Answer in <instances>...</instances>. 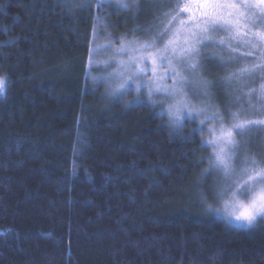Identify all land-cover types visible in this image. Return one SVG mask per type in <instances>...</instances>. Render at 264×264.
<instances>
[{"label":"trees","instance_id":"16d2710c","mask_svg":"<svg viewBox=\"0 0 264 264\" xmlns=\"http://www.w3.org/2000/svg\"><path fill=\"white\" fill-rule=\"evenodd\" d=\"M116 1L0 0V264H264V220L214 212L196 121L87 76L95 35L177 2Z\"/></svg>","mask_w":264,"mask_h":264},{"label":"snow or ice","instance_id":"6c2138e0","mask_svg":"<svg viewBox=\"0 0 264 264\" xmlns=\"http://www.w3.org/2000/svg\"><path fill=\"white\" fill-rule=\"evenodd\" d=\"M122 6L131 7L128 4ZM168 7L172 10L165 14L169 17L168 25L159 35H167L168 29L173 25L174 31L162 50L141 59H151L155 65L157 60L163 63L170 55L176 61L180 71L172 69L177 77L173 84V95L181 98L179 103H183L187 98V93H182L181 89L192 83L181 73H191L195 77L199 67L196 59L198 49L207 46L212 41L213 34L217 32L228 33V39L236 41V47L243 46L248 49L246 56L256 61L231 73L227 78L228 82L247 78L254 84L257 74L259 79L264 81V25L257 29V25L264 21V0H177L175 5L169 4ZM219 43L224 46L225 40L221 39ZM151 47L152 43L140 45V48L145 50ZM228 47L233 53L236 51L232 44L229 43ZM146 71V68L139 69L140 74ZM4 87L5 80L0 78V91H3ZM200 87L207 96L208 82L200 81ZM243 87H248L247 83ZM245 97L248 108L242 107L231 112V119L227 123L219 112L205 116L201 125L209 120L216 123L207 130L209 139L202 140L201 147H211L213 150L209 157L202 158V161L207 159L209 163L203 174H218L219 182L215 194L223 199L225 213L236 221L251 225L257 217H264V158L258 159L245 151L241 159L242 149L246 150L247 145L242 144L240 138L253 130L264 128V118L249 119L246 116V112L251 111L264 117V83H260L258 88H249L236 102L239 103ZM184 106L187 107L186 104ZM198 111L199 114H204L210 109ZM196 131L202 132L204 129L201 127Z\"/></svg>","mask_w":264,"mask_h":264},{"label":"rangeland","instance_id":"374dc122","mask_svg":"<svg viewBox=\"0 0 264 264\" xmlns=\"http://www.w3.org/2000/svg\"><path fill=\"white\" fill-rule=\"evenodd\" d=\"M140 2L141 0H118L114 5L115 7L120 6L126 11L135 12ZM124 4L131 5V7L125 8L122 6ZM168 21L169 17L164 21V26L148 25L142 30L146 36L134 37L117 43L113 41L114 37L111 39L106 36L95 35L90 51L87 76L90 79H94V81H104L107 92L124 94V96L137 101L141 100L142 96H144L154 105L163 103V111L169 114L170 119L175 124L180 123L186 118L194 119L198 126L203 127L204 131L201 132V136L202 140L206 141L209 139L207 130L216 121L209 120L207 123L201 125V121L205 119V116L219 112L227 123L231 119V112H235L242 107L248 108L247 97L239 103L236 102L237 98L246 93L249 88H258L259 84L264 83V81H261L259 74H257L256 83L254 84L249 82L247 78L228 82L227 78L231 73L240 67L255 63L256 61L253 60L252 63H248L250 62L249 57L246 56L248 49H245L243 46L236 47V41H230L228 33L217 32L213 34V39L207 46H202L198 49L196 59L199 67L195 77L191 73H181L191 80L192 83L187 88L181 89L182 93H187V98L183 103H179L181 98L173 95V84L177 77L172 69L176 68L177 71H180V67L176 64V61L170 55L168 59L163 60V63L157 60L155 65L151 59H141V57L147 58L150 53L163 49L165 42L175 29V25H173L172 28L168 29L167 35H159L165 30ZM261 25H264V21H261V24L257 25V29ZM109 27V24L102 26L104 30H107ZM132 27L134 28V26ZM221 39L225 40L224 46H221L219 43ZM147 43H152L153 47L146 50L140 48V45ZM229 43L236 48L234 53L228 47ZM229 60H233L234 62L227 63ZM140 68H146L147 71L140 74ZM0 78H3L6 83V76L4 74L0 75ZM200 81L208 82L207 96L204 94V89L200 87ZM245 83H247L248 87H243ZM185 104L187 107L184 106ZM204 108H208L210 111L199 114L198 110ZM246 116L249 119L264 118L251 111H247ZM240 139L242 144L247 145L246 150L242 149L241 159L245 151L248 155H255L258 159L264 158V128L253 130ZM212 151L211 147H207L205 158L209 157ZM205 163V166L201 170V175L209 167L207 159H205ZM203 175L209 176V184L211 185L209 192L213 193L216 197L213 206L215 214L228 223L245 227L250 226L246 222L236 221L234 218L228 217L225 213L223 199L217 197L215 194L219 182L218 174L212 172ZM204 194L206 195V193ZM205 203L208 204L206 201ZM260 218L264 220V217H257V219Z\"/></svg>","mask_w":264,"mask_h":264}]
</instances>
